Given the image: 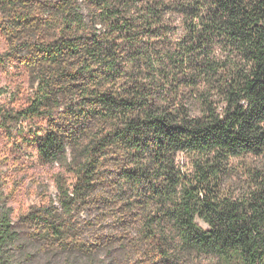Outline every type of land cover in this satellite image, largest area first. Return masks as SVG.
Wrapping results in <instances>:
<instances>
[{"label": "trees", "instance_id": "1", "mask_svg": "<svg viewBox=\"0 0 264 264\" xmlns=\"http://www.w3.org/2000/svg\"><path fill=\"white\" fill-rule=\"evenodd\" d=\"M34 89L54 199L13 218L0 264H264V0H0Z\"/></svg>", "mask_w": 264, "mask_h": 264}, {"label": "rangeland", "instance_id": "2", "mask_svg": "<svg viewBox=\"0 0 264 264\" xmlns=\"http://www.w3.org/2000/svg\"><path fill=\"white\" fill-rule=\"evenodd\" d=\"M6 47L0 30V106L4 110H19L30 101L35 85L27 65L4 55ZM45 120L34 117L12 120L9 127L0 126V189L13 218L54 199L58 174L68 182L73 180L72 172L48 162L37 150V132ZM30 259L29 264H59L54 256L44 252L33 253Z\"/></svg>", "mask_w": 264, "mask_h": 264}]
</instances>
